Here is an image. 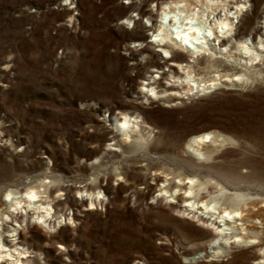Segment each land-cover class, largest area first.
Wrapping results in <instances>:
<instances>
[{"label":"rangeland","instance_id":"obj_1","mask_svg":"<svg viewBox=\"0 0 264 264\" xmlns=\"http://www.w3.org/2000/svg\"><path fill=\"white\" fill-rule=\"evenodd\" d=\"M258 3V18L249 15L240 39L237 10L251 11L249 0L238 7L206 0L190 12L183 3L174 12L148 3L154 24L131 9L130 0H0V204L8 190L50 181L52 196L61 189L57 199L66 215L58 219L66 225L56 230L55 241L27 239L33 257L24 264H246L237 261L254 255L245 247L232 249L236 260L230 261L223 248L216 255L202 245L210 235L177 214L168 196L178 178L195 177L264 199V75L206 72L201 81L186 79L191 90L185 84L184 97L163 103L157 89L140 85L142 69L134 66L144 57L130 56L123 46H141L132 43L135 19L144 27V44L158 53L148 68L151 82H165L160 71L168 73L163 62L169 52L158 42L185 26L199 37L193 46L204 57L200 67L214 59L230 64L239 51L245 62L261 38L252 40L250 28L256 24L264 36V0ZM223 38L228 42L219 43ZM121 113L150 130L119 128ZM204 132L210 140L199 155L185 148ZM168 182L161 198L158 188ZM84 186L92 189L76 193ZM95 199L101 204L89 209ZM257 253L264 255L263 249Z\"/></svg>","mask_w":264,"mask_h":264},{"label":"bare ground","instance_id":"obj_2","mask_svg":"<svg viewBox=\"0 0 264 264\" xmlns=\"http://www.w3.org/2000/svg\"><path fill=\"white\" fill-rule=\"evenodd\" d=\"M65 1H69V5H71L72 3H89L93 0ZM205 1L206 0H138V2H136L135 0H130V5L131 9H135L140 17H146L154 24L156 21L154 20L156 14L152 11V8H146L148 3L149 6H155L157 9L158 6L161 7L165 5L167 8L163 9H168V11L171 12H174L176 9L175 5L183 3L182 6L190 12L194 10L195 6H202V3ZM228 1L236 7H238V4L241 2V0ZM249 1L251 4V11L242 13V7L237 10L241 13V16L234 31L235 35L240 39L244 36L242 27L248 21L249 15L258 18V0ZM229 7V10L232 9V5ZM217 8L216 6L214 10ZM171 21L172 20H169V23ZM188 23H190V21H186L185 25H188ZM220 24L223 23L220 22ZM133 27L134 29L130 33L133 39L132 43L139 42L141 46L139 49H134L128 44H124L123 50L127 51L132 57L137 55V53L144 57L143 62H135L134 66L138 71L142 69V72H138V77L143 80V83L141 82L140 85L147 89L151 87V90L157 89V93H159L158 101L163 103H170L172 100L184 97L186 94L184 93L182 96L181 90L186 87V85L189 90H191V87L185 82L186 79L192 77V81L198 82V79L201 81L203 78L200 75L206 72L217 74L218 71H231L232 76H247L250 79L260 78L264 75V36L262 37V34H260L261 28L256 24L250 28L248 33V36L252 40H254V37L257 35L261 36L258 41L259 46H255V55H245L247 61L242 62V53L240 51L239 53L234 52L236 58L233 62L230 61V64L214 59L209 67L206 66L205 63L204 66L200 67L204 57L199 58L200 54L195 55L196 52H199V49L193 46L199 44V37L193 28L185 26L182 30L171 32L169 40H167L168 38H162L158 42V47L169 52V60L163 62V67L168 68V73L162 70L160 71L162 66L153 67L157 68V70L162 73L165 82H151L147 78V73H149L148 68L152 67V64L157 62L158 53L152 48L150 42L144 44L142 34L144 27L142 24L133 19ZM216 28L218 27L216 26ZM218 37L220 36L215 34V37H213L214 41L218 40ZM192 40L196 41V44H194ZM224 41L228 42V39L223 38L219 43H223ZM193 73L194 75H192ZM195 75H197L198 78H195ZM241 80H243V82L245 81V83L247 82V78H242ZM234 81H237V79L231 80V82ZM210 85L211 82H209L207 86ZM142 90L141 88V95L143 94V97H148ZM144 123L143 121H136L135 117L132 119L127 113H121V117L118 119L119 128L126 130L130 127L131 131L134 132V129H137L136 132H140L146 128L150 130L149 126ZM209 140L210 133L208 132L193 135L185 143V148H190L199 155V147ZM158 178L159 177H156L155 179ZM166 181L167 179L164 181L160 180L162 183ZM49 183L50 181L47 183L42 181L37 188L28 187L25 190H16L14 194L11 190L7 191L5 200L0 204V264L27 263L31 260L28 258L33 257L31 256L32 251L30 250V246L28 247V242L26 243L27 239H40L42 237L44 240L50 242L55 241L58 238L55 233L56 230L66 225V222L62 224V222L58 220L62 218H64V220L66 219V215L62 212V209L59 208L61 206L60 200L57 199L61 194V189H57L58 193L52 196L51 188L48 186ZM173 185V192L168 197H173L175 201L169 202V206H172L177 214H181L182 216L185 215L193 222H196L198 229L203 230L206 235H210L208 236L209 240L202 242V245H211L212 248L216 250V255L218 254V250L223 248L224 251L222 254L230 255V261L236 260L231 254L232 249H244L245 247V250L252 251L251 254L254 255H240L238 257L239 260H237L238 262L245 261L244 263L246 264H262V262H264V255L257 253L262 249L264 251V199L257 200L251 198V195L247 193L229 189L217 182H212V184L208 183L206 185L205 183L199 182L195 177L178 178V181L174 182ZM170 186L171 183L168 182L167 185L158 188L161 198H164V193L168 192V187ZM91 189L90 186H84L82 190L76 189V193L90 191ZM81 200L83 204L84 201L83 199ZM156 201H158V199H156ZM170 203H176V205ZM100 204L101 202L96 199L90 200L89 205H91V208L89 209H93L94 206ZM78 213L85 215L83 210ZM74 219L80 220V216L76 214ZM255 221H258L261 225V230L257 229L258 227ZM240 264L242 263L240 262Z\"/></svg>","mask_w":264,"mask_h":264}]
</instances>
